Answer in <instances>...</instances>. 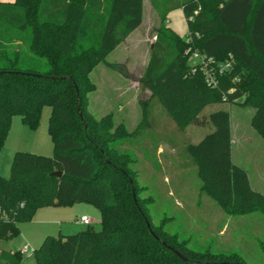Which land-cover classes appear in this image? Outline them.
<instances>
[{"label":"trees","instance_id":"trees-1","mask_svg":"<svg viewBox=\"0 0 264 264\" xmlns=\"http://www.w3.org/2000/svg\"><path fill=\"white\" fill-rule=\"evenodd\" d=\"M174 6L188 33L182 37L165 23L168 9L160 12L140 80L150 92L147 101L155 98L181 131L208 105L252 107L250 124L264 141V0H179ZM142 18L143 0L0 2V150L12 116L35 129L44 105L53 143L51 156L16 151L9 176L0 175V238L17 236L41 207L90 203L100 213L99 229L47 235L31 252L35 264H247L238 252L193 249L163 222L152 223L153 198L141 195L136 159L120 147L150 126L148 102L141 103L142 118L131 131L115 123L112 112L96 117L87 109L86 96L96 87L90 73L99 63L127 76L122 63L106 57ZM195 51L207 62L193 60ZM40 60L43 71L34 67ZM207 118L213 130L184 147L200 191L230 215L264 214V194L232 161L229 112L216 108ZM55 171L61 175H51ZM24 257L20 250H1L0 264H23Z\"/></svg>","mask_w":264,"mask_h":264},{"label":"rangeland","instance_id":"rangeland-1","mask_svg":"<svg viewBox=\"0 0 264 264\" xmlns=\"http://www.w3.org/2000/svg\"><path fill=\"white\" fill-rule=\"evenodd\" d=\"M178 1L143 0L142 22L129 39V49L122 43L106 57L109 62L122 63L127 76L99 63L90 73L96 87L86 96L87 109L96 117L112 112L115 123L123 122L131 131L142 118L141 103L148 102L150 126L120 147L136 159L133 168L138 172V184L145 187L141 195L153 198L149 204L152 223L158 225L163 222L167 231L177 233L193 249L238 252L247 264L264 263V214L258 211L240 215L226 213L200 191L201 180L196 166L184 150L187 143L197 142L213 130L207 118L209 112L216 108L225 109L230 115L233 161L262 172L260 159L264 156V141L250 124L254 109L236 103L208 105L181 131L155 98L147 101L150 92L140 81L155 38V29L160 23V12L168 9L165 23L182 37L188 33L181 8L172 7ZM12 44L24 51L26 49V45L18 40L14 39ZM229 60L228 57L221 64L228 66ZM46 66L45 61L40 60L34 67L43 71ZM49 114L50 107L44 105L35 129L25 124L19 115L12 116L0 150L1 176H9L16 151L52 155L53 143L47 129ZM49 210L57 213H46ZM82 213L91 219L89 226L100 228L99 210L90 203L45 206L37 209L29 221L20 224L21 231L17 236L0 238V251H14L27 243L29 252L22 262L35 264L31 251L44 239L37 240L38 233L42 232L38 229L47 228L53 236L75 233L88 226L79 221ZM45 221H48L47 224Z\"/></svg>","mask_w":264,"mask_h":264},{"label":"crops","instance_id":"crops-1","mask_svg":"<svg viewBox=\"0 0 264 264\" xmlns=\"http://www.w3.org/2000/svg\"><path fill=\"white\" fill-rule=\"evenodd\" d=\"M12 1H14V0H0V2H12ZM138 28V27H137ZM136 28V29H137ZM136 29H134L122 42H120L118 45H120V44H122L123 43V46H125L127 49H129V39H130V37H131V35H132V33L136 30ZM118 45L113 49V50H115L117 47H118ZM112 50V51H113ZM111 51V52H112ZM110 52V53H111ZM109 53V54H110ZM108 54V55H109ZM148 59V58H147ZM146 62H147V60H146ZM145 65H146V63H145ZM232 137V136H231ZM232 146V145H231ZM231 157H232V161H233V156H232V147H231ZM263 155H262V159H260L261 160V168H262V172L260 171V169H258V170H256V168H253V166H251L250 167V169L249 168H247V167H243V165H241V163H235L234 161V163L235 164H237V165H239V166H241V167H243L245 170H246V172H247V175H248V180H249V183H250V186H251V188L252 189H254V190H257V191H259V192H261L262 194H264V159H263ZM251 164V163H250ZM252 165V164H251ZM259 173H258V172ZM76 204V203H75ZM62 207V206H61ZM43 211H45V210H43ZM47 211V210H46ZM43 213V212H42ZM46 213H57V212H55V210H49L48 212H46ZM82 215H86V214H84V213H82L80 216H82ZM80 218V217H79ZM47 222L48 221H45V224H47ZM79 222V221H78ZM81 223V222H80ZM44 224V223H43ZM21 226V225H20ZM38 230H40V234L38 233V237H37V240L39 239V240H42V238H45L47 235H52L50 232H52V231H50L49 229H47V228H40V229H38ZM20 231H21V227H20ZM26 238H28V237H26ZM24 246H27L28 247V245H27V243H24L23 245H22V247H24ZM21 246L18 248V249H16V250H20L21 248H22ZM27 254V253H26ZM26 254H24V255H26ZM31 255V254H30ZM29 255V256H30Z\"/></svg>","mask_w":264,"mask_h":264},{"label":"built area","instance_id":"built-area-1","mask_svg":"<svg viewBox=\"0 0 264 264\" xmlns=\"http://www.w3.org/2000/svg\"><path fill=\"white\" fill-rule=\"evenodd\" d=\"M191 58L193 60H198L199 62H204V63L207 62L205 56L203 54L199 53V52H196V51L192 53ZM220 66H221L222 69L224 68V65H220ZM208 79H211V78L208 76ZM79 221L81 223H83V224L89 225L90 222H91V219L87 215H82V216H80ZM20 251H21L22 254H26V253L29 252V248L27 246H24V247H22L20 249Z\"/></svg>","mask_w":264,"mask_h":264},{"label":"water","instance_id":"water-1","mask_svg":"<svg viewBox=\"0 0 264 264\" xmlns=\"http://www.w3.org/2000/svg\"><path fill=\"white\" fill-rule=\"evenodd\" d=\"M75 89H76V94L78 95V89H77L76 85H75ZM78 110H79V106H78ZM79 115L81 116V113H80V112H79ZM51 175H54V176H57V177H58V176L61 175V173H60L59 171H55V172H52ZM133 198H134V201H135V194H134V192H133ZM135 202H136V201H135ZM145 220H146V219H145ZM146 225H147V227H148L149 232L152 234V236H153L155 239L159 240V238L153 233V231H152V229H151V227H150V225H149V223H148L147 220H146ZM161 243H162L163 245H165L168 249L172 250L173 253H174L175 255H177L181 260H183V261L186 260V258H185L180 252H178L177 250H175V249L171 248L170 246L166 245L164 241H161ZM224 263H226V264H231L230 262H224Z\"/></svg>","mask_w":264,"mask_h":264}]
</instances>
